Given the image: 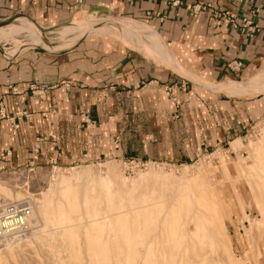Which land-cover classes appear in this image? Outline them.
<instances>
[{"label": "rangeland", "instance_id": "1", "mask_svg": "<svg viewBox=\"0 0 264 264\" xmlns=\"http://www.w3.org/2000/svg\"><path fill=\"white\" fill-rule=\"evenodd\" d=\"M110 18L126 20L89 13L79 20L90 22L88 29H94L104 28L103 22ZM19 20L23 19L0 22V26L18 24ZM30 24L48 44L45 49L61 46L68 39L56 40L60 28L41 29ZM107 26L108 32L88 36L124 42L158 65L189 78V86L231 97L226 90L211 89L219 83L201 76L199 82L194 81L184 74L188 70L182 63V69L173 68L146 49L144 42V47L130 45L122 41L125 34L121 29ZM140 37L145 40L142 34ZM83 38L52 52L67 50ZM16 47L20 49L13 52ZM38 48L41 46H32L23 32L0 40V51L7 58ZM63 85L74 83L67 80ZM31 90L41 88L32 85ZM168 90L169 100L177 103ZM200 93L208 95L204 90ZM256 96H242L257 105L259 115L245 124L241 135L204 145L187 162L119 155L113 150L117 138L111 140L106 128L87 111H82L80 122L89 136L93 135L92 144L79 141L72 146L75 154L69 159L58 155L59 138L51 129V120L46 131L35 135L16 158L12 149L2 150L0 204L32 198L40 220L33 214L27 241L0 248V264H264V113ZM27 114L31 116L21 119L17 129L33 124L32 114ZM23 120L26 123H21ZM8 123L16 129L9 118ZM237 138L238 145L232 148ZM196 177L204 190L200 194L186 190L188 194L181 196L180 184ZM63 180L70 182L68 189L60 188ZM212 216L219 220L212 221Z\"/></svg>", "mask_w": 264, "mask_h": 264}, {"label": "crops", "instance_id": "2", "mask_svg": "<svg viewBox=\"0 0 264 264\" xmlns=\"http://www.w3.org/2000/svg\"><path fill=\"white\" fill-rule=\"evenodd\" d=\"M174 1L85 0L79 4L77 0H0V22L22 18L38 28L51 29L70 25L84 13L94 17L112 14L144 21L166 42L176 64L182 63L195 78L246 83L264 67V0L238 4L229 0ZM196 4L211 7L194 13ZM215 11L231 12L238 26L214 17ZM245 19L259 32L250 36ZM42 48L10 58L0 51V107L8 118L17 111L32 114L33 124L21 129L12 128L8 118L0 117V152L12 149L14 158L35 135L46 131L50 120L59 138V157H73L71 148L79 141L92 144V133L89 136L80 122L82 111L96 118L111 140L117 138L113 150L119 155L178 162H187L204 145L241 135L245 124L259 115L257 105L247 99L245 103L242 96L223 98L210 95V89L189 86V78L158 65L124 42L88 36L61 52ZM237 63L240 66L234 69ZM67 80L74 85L64 86ZM32 85L42 89L41 97L32 92ZM167 88L177 103L169 100ZM254 98L264 113V92ZM238 141L232 142V148ZM3 164L0 162V170Z\"/></svg>", "mask_w": 264, "mask_h": 264}, {"label": "bare ground", "instance_id": "3", "mask_svg": "<svg viewBox=\"0 0 264 264\" xmlns=\"http://www.w3.org/2000/svg\"><path fill=\"white\" fill-rule=\"evenodd\" d=\"M17 22H19V23L18 24L11 23L8 25L0 26V40L3 39L4 37L8 36V35L23 32L31 40L32 46L36 45V46H41L43 48L47 47L48 44L44 43L42 41V39H41L42 37L40 36V34L35 29H33L30 22H28L25 19L19 20ZM89 24H90V22L85 21V20H81V21L76 20L73 23H71L70 25H66V26L61 27L60 30L57 31L56 40H61L62 38H65V37L66 38L68 37V39L64 40L62 42L61 46L53 45L52 47L55 49H64L63 47L68 48L72 44H74L75 41L83 38L85 35L88 36L92 33L93 34H101V33L108 32L110 28L107 25L113 24L115 30L121 29L123 31V33L125 34V36H124L125 40H122V41H125L126 43H128L130 45L137 43L139 46L141 45L143 47H144V45L142 43L144 42V44L146 45L145 46L146 49L152 50L157 55L159 60L163 59L164 61L168 62L169 66L176 68V69H182L181 67H179L180 66L179 63H178L179 66L176 64V60H175V58H173L172 54L170 53V51L166 45V42L160 37V35L153 28L152 29L158 34L159 37L149 26L146 25V23L144 24V22H142V21H134V20H127V19L126 20H118L115 18L114 19L110 18L109 20H106L105 22H103V24L105 25L104 28H94V29H90V28L88 29ZM141 34L145 40H142V38L140 37ZM52 41H53V39H52ZM29 47H31V46H29ZM19 49H20L19 47H16L15 50H13V52H15ZM184 74H186L187 76L194 79V81L199 82V80L197 78H195L196 76L194 77L187 72H184ZM233 82H235V81H233ZM211 89L226 90V92L231 96H249V95H254V94H259L261 92H264V67L259 69L258 72L254 76L247 79L246 83H243V82H239V83L223 82V83H219V84L215 85L214 87H211ZM263 140H264V137H263ZM60 186H61L60 188H62L64 190L68 189V187L70 186V182L68 180H63L60 183ZM180 188H183V192H184V193H181V196L188 194L185 192L186 190H189V191L197 193V194H200L204 190L203 184L200 183V180L197 177L193 178L191 180H187L185 182H182L180 184ZM17 200H19V199H17ZM213 205H215V204H213ZM215 210L219 211L218 207L216 205H215ZM42 211H43V209H42ZM33 214L36 217L37 221H39L40 220V217H39L40 213H38V211L35 209L34 200H33ZM215 218L216 219H214V217L212 216L211 220L212 221L219 220L218 217H215ZM28 239H29V237H27L24 240H21L19 242L9 244L6 247H4L3 250L21 245L22 243H24ZM149 244H150L149 241L146 242L145 248H147V246Z\"/></svg>", "mask_w": 264, "mask_h": 264}, {"label": "built area", "instance_id": "4", "mask_svg": "<svg viewBox=\"0 0 264 264\" xmlns=\"http://www.w3.org/2000/svg\"><path fill=\"white\" fill-rule=\"evenodd\" d=\"M32 1V0H27ZM85 0H77L79 4H83ZM232 4L241 3L243 0H229ZM174 3H179V0H175ZM211 7L210 4L201 5L196 4L192 7L194 13H199L208 10ZM213 16L216 18H226L230 23L237 27L238 23L235 18L232 16L231 12H213ZM244 25L248 26V34L253 36L259 29L252 26L250 19L244 20ZM240 63H237L234 66V69L238 68ZM168 91H170V88ZM34 90V89H33ZM35 93V91H33ZM37 95L41 97L43 91H37ZM0 116L5 118V110L3 107H0ZM31 115H28L24 111L16 112L12 118H9L15 125L17 129L19 127V122L21 119L29 118ZM252 128V127H251ZM254 127L252 128V130ZM3 154V153H2ZM10 154V152H9ZM33 202L31 199H19L14 201H8L0 204V248H4L9 244L19 242L24 240L31 233L33 227Z\"/></svg>", "mask_w": 264, "mask_h": 264}]
</instances>
